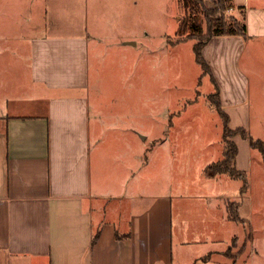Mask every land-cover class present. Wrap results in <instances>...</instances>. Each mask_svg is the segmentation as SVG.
Masks as SVG:
<instances>
[{"label": "crops", "instance_id": "0c3cea01", "mask_svg": "<svg viewBox=\"0 0 264 264\" xmlns=\"http://www.w3.org/2000/svg\"><path fill=\"white\" fill-rule=\"evenodd\" d=\"M233 2L246 7L247 36H214L203 48L232 129L243 126L250 113L242 48L248 39H264V0ZM84 6L87 2L76 6L75 19ZM24 8L23 21L1 18L7 11L19 20ZM48 12L60 19V0H0V60L9 57L5 51L20 57L24 52L29 80L24 93L29 101L8 105L0 97V264H258V256L264 264V247L253 245L251 233L237 253L214 248L224 224L221 214V222L211 224L208 214L189 212L184 218L174 211L180 196L171 189L169 175L176 153L171 118L162 119L157 133L139 126L132 133L128 125L120 129L109 122L112 116L89 97L90 53L102 35L91 23L88 31H60V21L49 24ZM22 27H30L29 34ZM17 34L27 42L24 50L2 46ZM118 129L122 132H114ZM107 131L124 140L126 148L120 174L106 179L99 165L96 173L95 160ZM146 133L154 138L162 133L163 141L150 149L142 165L129 163L130 139ZM155 153L161 164L146 180ZM236 167L248 168L240 164V152ZM174 212L180 257H174Z\"/></svg>", "mask_w": 264, "mask_h": 264}, {"label": "rangeland", "instance_id": "374dc122", "mask_svg": "<svg viewBox=\"0 0 264 264\" xmlns=\"http://www.w3.org/2000/svg\"><path fill=\"white\" fill-rule=\"evenodd\" d=\"M85 2L88 5L84 6L86 10H82L79 16L77 14L75 19L73 12L76 6ZM206 4L208 7L215 6L211 0ZM2 13L1 18L10 17L16 22L24 20L26 10L23 9V17H19V20L15 14ZM227 14L240 17L237 9L229 10ZM183 16L180 0H60V19L49 12L47 19L53 26L60 21V31L63 32L88 31V23H91L93 29L103 36L96 43L97 49L92 48L90 53L89 97L97 100L105 116H112L109 122L119 125L120 129L128 125L132 133L138 126L142 131L157 133L162 119L167 122L171 118L170 142L176 153H173L169 163V175L171 189L180 196L174 199V211L208 214L211 224H217L220 221L218 213L221 214L224 224L214 248L224 252L228 248L237 253L249 242L250 233L253 245L264 247L262 153L257 148L250 150L249 140L241 135L231 138L236 139L240 164L248 167L245 169L248 179L246 193L240 192L241 180L209 171L210 166L214 167L223 158L224 123L211 101L215 85L210 74L204 72L195 60L192 49L195 40L176 33ZM203 26L205 29V23ZM22 30L24 34H29L31 29L22 27ZM17 37L18 34L15 40L2 42V46L6 49L9 46H23L24 50L27 42ZM124 45L128 48L124 49ZM3 55L9 57L0 60L1 101L8 105L17 104L28 97L24 94L27 92L28 95L29 84L26 54L23 52L20 57L5 51ZM241 62L249 79L246 98L250 106L249 117L242 125L254 139L264 141L263 38L247 40L242 48ZM120 129L114 132H122ZM114 132L104 133V147L99 150L95 160L96 173L99 165L100 173L106 179L113 174L112 178L118 177L124 163L126 142L113 137ZM159 135L160 138H154L146 133L144 140L139 135L131 138V151L127 154L129 163L138 166L145 163L150 149L163 141V134ZM157 153L153 156L152 166L145 171L146 180L157 173L156 165L160 167ZM201 195L207 199L202 201L199 199ZM237 206L240 219L245 218L246 225L230 217V212L234 214ZM175 212L173 248L174 257H177L182 252V244ZM203 257L207 258L208 255ZM261 261L263 258L258 256L257 262L261 264Z\"/></svg>", "mask_w": 264, "mask_h": 264}, {"label": "trees", "instance_id": "16d2710c", "mask_svg": "<svg viewBox=\"0 0 264 264\" xmlns=\"http://www.w3.org/2000/svg\"><path fill=\"white\" fill-rule=\"evenodd\" d=\"M215 6L208 7L206 0H180L181 7L184 10V16L180 21L176 33L181 36H189L195 40L193 51L196 62L202 67L203 71L211 75V70L203 57V48L214 36H247L246 24V7L234 5L233 0H214ZM237 9L240 17L232 14H227L229 10ZM203 23L206 27L204 29ZM215 92L212 95L216 110L223 118V158L218 161L214 167L210 166L209 171L213 174L224 173L229 177L241 180V193H245L248 188V179L245 171L239 170L236 167V157L238 154V146L233 138L235 135H241L243 138L249 140L252 148L260 150L264 161V141L261 139H254L250 136L248 130L239 126L234 129L229 127V116L222 109L219 99V88L215 81ZM239 206V205H238ZM234 208V214L230 212V217L233 220L242 221L238 214V208ZM99 231L96 232L93 242L98 239Z\"/></svg>", "mask_w": 264, "mask_h": 264}, {"label": "water", "instance_id": "95a60500", "mask_svg": "<svg viewBox=\"0 0 264 264\" xmlns=\"http://www.w3.org/2000/svg\"><path fill=\"white\" fill-rule=\"evenodd\" d=\"M143 139H145V136H142Z\"/></svg>", "mask_w": 264, "mask_h": 264}]
</instances>
